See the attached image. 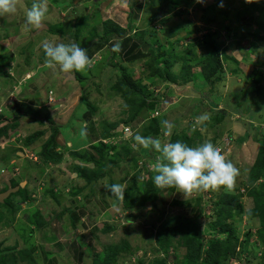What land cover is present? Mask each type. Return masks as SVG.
<instances>
[{"label": "crops", "instance_id": "0c3cea01", "mask_svg": "<svg viewBox=\"0 0 264 264\" xmlns=\"http://www.w3.org/2000/svg\"><path fill=\"white\" fill-rule=\"evenodd\" d=\"M231 7L236 6L234 4ZM237 8L240 9L238 5ZM205 10V8H195L191 2L181 7L176 0H48V16L56 20L55 22L51 19V22L58 27L56 31H53V36L49 34L53 38L56 37L51 40L65 43L74 41L79 44L78 38L84 37L83 40L87 39L88 42L85 44L87 47H84L82 43L79 45L87 49L89 57L93 59V66L89 69H93L98 61L103 63V66L100 79H96L93 74L90 78H86L87 82L84 86L86 88L78 89L79 83L75 81H63L64 85L70 82L77 87L73 91L63 88L62 94L57 98L53 97L51 90H49L50 95L48 91L45 98L37 96L38 85L29 83L36 75L34 71L26 70L25 74L22 73L14 80L11 97L20 106L28 108L24 107L23 112L9 111V120L16 122L18 126L14 132H9L10 139L7 138L4 145L0 146V152L4 151L0 165H7L10 170V174L9 172L0 174V193L8 189V185L14 187L24 184V189L30 191V195L35 197L41 191L39 186H42V189H48L44 190L46 191L44 194L48 193L55 201L41 206L45 199L42 193L38 199L33 198L28 204L21 205L20 209L16 207L14 215H10L12 218L9 221L17 220L12 224L13 229L9 227L11 232L15 231L14 227L17 223L22 222L20 218L24 220L25 226L29 224L32 212L30 216L27 213L31 210L40 211L42 215V220L36 225L37 229L34 228L31 232V238L29 233V237L26 238L27 243L22 242L19 255H14L16 259L14 264H127L125 260L137 251L140 254L143 253L142 247H138L130 238L132 235H138L139 241L142 242L145 238L144 231L141 228L135 229L133 225L137 220L141 221L149 216L150 211L160 208L161 213L165 214L169 208L168 204L173 200L172 192L161 189L162 195L160 201H157L156 209H152L151 203H146L142 207L128 210L124 209L122 200L110 192L112 184H123L125 189L128 188L133 176L129 172L132 162L124 161V155L114 156L113 151L110 150L106 159L99 163L101 156L97 150L101 143L105 146H114L117 150V142L121 139L128 140L132 147L131 142L133 140L135 143L134 136L139 133L138 129L143 122L141 119H135L130 126H126L110 117L104 118L105 122L101 124L102 120H99L98 115L105 117L112 115L114 104H102L95 90L98 89L99 93L101 92L109 99L108 91L111 86L107 88H110L108 91H102V88L109 84L114 70L118 73L119 66L135 72L144 67L148 60H152V54L160 51L164 53L166 49L170 52L177 50L176 53H178V48L181 49L182 45L186 46L185 41L195 35L200 39L202 38L200 35L210 30L216 36L218 28H224L225 25L230 27V31L237 32L242 29L241 25L247 29L254 22L252 17L240 16L237 14L238 10L233 9L218 27H209L201 21ZM224 10H227L226 6ZM229 20L232 22L231 25ZM106 23L111 24L106 26ZM204 25L208 29H202ZM117 28L125 34L118 36ZM49 30H51L50 26L47 31ZM255 34H257L256 31L254 33L241 31L238 43L232 42L226 45L225 49L221 48L226 58L224 60L222 58L223 74L219 84H225L224 87L229 90L228 94L223 96L225 99L223 104L228 111L229 107L237 102V95L242 88L244 91L258 88L259 93L264 96V49L261 58L258 53L260 45L256 44L252 47L254 45L251 37ZM115 44H119V51H113ZM154 61L153 64L163 69L164 65L161 61L160 63L159 60ZM173 64H167V67L170 66L171 70ZM257 69H261L263 74L256 73ZM129 74L132 73L129 72ZM74 76L76 78V75ZM257 78L260 79L258 84L255 82ZM206 85L208 86L207 83ZM248 94L253 93L248 92ZM48 97L51 98V103H48ZM218 98L220 99L221 96ZM92 103L96 108L89 107ZM262 104L264 106V101ZM208 105L214 107L212 101ZM237 110L232 111L237 112ZM42 111L45 112L44 115H40ZM220 112L225 114L227 110L225 108ZM75 114L76 118H74ZM262 119L264 121V116ZM50 121L56 129V134L53 144L48 148L49 155L45 156L43 155L44 143L53 129ZM70 121V126L66 127ZM114 123L118 124L116 131H121L122 127H129L132 134L127 138L122 136L106 138L107 125ZM32 124H35L37 129L30 133L29 128ZM84 129L87 131L86 136L81 135ZM32 134H38L39 137L26 144L25 140ZM4 139L0 142H4ZM236 141V144H240V139ZM257 144L252 141L243 143L246 148L244 156ZM133 150L138 154L137 164L140 158L149 163L158 157L154 150L137 145ZM257 153L258 149L252 153V156L256 157ZM97 175L98 178L94 181L86 180V177ZM18 197L17 194L12 196L11 201L14 202ZM35 202L36 205L39 202L40 207L34 209ZM144 210L145 214H142ZM157 220L158 217L152 226L154 243L159 225ZM14 234L17 236V232ZM121 240L128 243V252H114ZM8 241L9 237L1 236L0 245L4 247ZM16 243L17 241L8 247L13 248ZM131 258L129 264L137 259V254Z\"/></svg>", "mask_w": 264, "mask_h": 264}, {"label": "rangeland", "instance_id": "374dc122", "mask_svg": "<svg viewBox=\"0 0 264 264\" xmlns=\"http://www.w3.org/2000/svg\"><path fill=\"white\" fill-rule=\"evenodd\" d=\"M238 1L239 0H204L203 3H197L196 0H176L178 4H181V7L184 4L191 2L195 6V8H205L207 10H209L210 8L212 9L217 5L220 6L221 4H223V6L227 5L229 7L235 4V6L238 5L241 10L245 6L246 0H240V2ZM31 4L32 0H20L18 11L16 14L0 15V116L4 118L6 117L7 120H9L8 115L10 110L23 112L24 107L28 108L23 105V107L20 106L11 97V91H13L12 87L14 85L13 83L15 82L14 80L17 77L19 78L22 73L25 74L26 70L34 71V74L36 73L35 77L30 80L29 83H36L38 85L37 96L39 95L45 98L47 96V92L51 90L53 93V97L57 98L62 94L63 88L69 91H73L77 87L74 86L73 83H70L71 81L67 85H64L65 83H63V73L58 68L56 70L49 69L45 64V55L42 50L41 43L47 38L49 40L56 39V37L53 38L49 36V34H54L53 31H56L58 28L57 26L55 27L54 24L52 25L51 19L54 18H52L51 16L49 17L47 13L45 22L48 27L50 26L51 30L49 31L43 30L39 33H36V29H32L33 32L25 29V13L28 8L31 7ZM220 8L223 9L222 11H225V6L224 8L220 6ZM54 21L56 22L55 19ZM255 21H257V24L264 28V15L260 16L259 14ZM255 21L252 22L247 29L244 25H241L242 29L245 28L246 30L240 29L239 31L237 30V32L230 31V27L228 25H225L224 28L220 27L218 28L219 31L216 32L217 35L214 38L216 42L222 46L220 48L225 49L224 47L226 45L228 46V44L232 42H239L238 38L240 37L241 31H252L253 33L254 31H256L257 34L260 35V32L255 25ZM231 24L232 22L230 21L229 25ZM204 26L202 29H208V27ZM226 28H228L229 30ZM201 36L203 35H200V37ZM83 38L84 37L78 38V41L80 42L79 44L81 45L82 43L84 44V47H87V45H85L86 43H88L87 39L84 41ZM200 39H198L197 35H195L191 39L185 41L187 42V45H182L183 50H181L182 47L181 49L178 48L180 53L179 51L178 53H176L177 50L170 52L168 51V49H166L167 51H164V53L160 51V55L162 58L157 59V61L159 60V63L161 61L163 65L174 63L172 66L173 69L171 70H174V72L178 73L180 72L179 67L183 66L184 64L193 66V64H195L199 60H202L203 56L206 53L204 50H201L200 48L195 46L196 43H199ZM234 39L235 41H233ZM251 39L253 41L255 40L253 36L251 37ZM259 48L260 50L258 51V53L262 58L264 46L260 45ZM188 50L191 53L186 52ZM253 55L255 57V54ZM194 56L196 58L191 61V63L186 62L188 59ZM220 56H223L222 50H220ZM97 63L98 64H96L93 69H88L84 73L75 72L73 74L76 75V80L74 81L77 82V84L79 83L77 87L78 89L86 85V78H90V75L92 74L96 79L101 78L100 72L103 63L99 61ZM152 68L153 66H151V60H148L147 63L144 64V67L142 66L135 72L132 70L128 71L122 66H119L118 73L115 72V70L112 73L109 84H104L105 86H107L106 89L105 86H102V91H108L110 88H107L111 86V89L108 91V94H110L108 97L109 99H107L106 96L102 95L101 92L99 93L98 89L95 90V93L100 96V99L103 102L102 104H114L112 115H109L108 117H105L104 115H98L99 120H102L101 124H103L104 118L107 119L110 117L114 121L125 123L130 118V115H132L131 110H136V103L143 102L145 105L138 110V116L136 117L137 119H141V121L143 122L141 128L138 129L140 135L143 136V134H145L146 128L150 127L149 120L152 118H155L160 125L162 120L172 121L176 126L173 129L172 134L170 136H165L161 128L160 133L156 137L160 138L162 141L167 142L171 141L173 137L181 138V134H186L191 138V146L199 145L205 140L211 141L213 144L220 147L226 157L240 169L241 174L238 177L236 186L232 191L220 188L217 191L210 190L192 196H184L182 193L178 192V189L173 188L171 190L173 200L171 199L172 203L168 209L170 211L172 209L174 210V212L177 211V214L184 213L187 217L191 216L192 219L196 215V213L193 214L191 212V208H195V211L196 209H198V211H200L199 215H197V217L193 219V223L194 225L196 223L200 226L199 233L197 235L193 226H188L189 229L187 235L177 236L174 239L175 241L173 245L167 251V254L159 252L157 251V245L153 242L152 226L156 222V218L159 216V213H161V210L159 208L153 212L150 211L151 213L149 214V216L144 217L143 219H141V221L137 220L133 225L135 229L141 228L144 231L143 234H145V238L142 242L139 241L138 235H132L130 238V240L134 244H136L138 247H142L141 250L143 253L140 254L138 253L139 251H137L134 254H137L136 264H151L152 262H154V258H163L166 261V264H173L175 259H177V261H182L183 256L187 254V247L185 246V244H187L189 239L193 240L194 238H196V243L199 241L203 244V249H201L202 253L206 251L210 238L225 240L228 233L225 232L224 234V232L218 231V227H213V223L215 221L214 204L219 202V200L225 195H240L239 202L243 206V213L239 217H233L228 220V223H232L233 227L236 229V237H238L240 246H237L234 257L229 256L225 259V261H222L221 264H264V258L261 255L263 247L259 242L260 237L264 239V232L262 231V234L259 232V230L263 226L264 221L260 220L259 218H250L248 215L249 211L253 208L255 203L249 193H253V189H256L255 192H258L262 187L261 185L264 184V155L261 156L262 151H260L259 157L258 153L256 157L252 156V153H255L257 149L259 151L261 142H264V121L262 119V116H264V110H262V107H264L262 104V102L264 101V96L259 93L258 88L249 91H244V89L242 88L239 95H237V102L234 104V106H230L228 111L227 107H224L223 104L225 102L223 96L225 97L229 92V90L224 87L225 84L216 83L212 87L209 84L207 86L206 82L201 78L200 71L197 67L195 68L196 70L192 69L191 75L188 79L189 81H191V83L189 82L188 86H183L181 88L178 87L179 85H174L170 82L163 81L159 76L150 77ZM129 72L133 75L129 74ZM123 73L132 78V80L137 83V87L141 90L140 96L135 95L132 98L131 102L134 105L132 104L129 109L127 108L128 106L125 107V102L121 98V94L115 92L114 90V85L121 78ZM178 84H181V82H179ZM95 85H97V83H95ZM99 86L100 83L97 87L99 88ZM248 92L253 94H248ZM218 96H221V98L219 99ZM210 101L214 103L213 108L208 105ZM89 105L90 108H96L93 103ZM225 108L227 112L224 115L217 114V111L220 112ZM233 109L238 110L237 112H233ZM202 113H209L211 119L205 122L203 125H195L196 117L201 115ZM44 114L45 112L43 111L40 113V115ZM57 118H59V116H57ZM74 118H76V114L74 115ZM38 119L40 118L38 117ZM9 122L13 124L11 120H9ZM251 123L254 125H250ZM70 124L71 121L66 125V127H69ZM194 126L196 127L195 131H193ZM30 127V133L31 131L37 129V126L35 124H32V126ZM11 132H13V130H11ZM3 138L5 137H1L0 140ZM9 139L10 138L8 137V140ZM236 139H240V144H236ZM6 140L7 139H4V142H0V146L4 145L3 143H5ZM249 141L258 144L254 146V149L251 150L252 152L249 150L247 151L248 153L246 152V156H244V149L246 148L244 147L243 143ZM131 143V149H134L136 144L133 142V140ZM122 149L124 150V148ZM3 154L4 151L0 152V162L1 156ZM156 154L158 156L160 155L159 153ZM154 160H157L156 157L154 158ZM139 162L142 164L145 163L146 165L148 164L145 159L140 158L138 159V164L136 163L135 166L131 164L129 166L130 173L134 174L135 170L139 166H141ZM8 168L9 167L7 165L1 164L0 174L3 175L2 169L8 170ZM252 177L255 178L254 182H251ZM39 188L41 189V191H39L34 197V195H30V191L22 187L18 190L17 193L11 195V198L16 194L17 196H19L18 199H15L14 202H12L11 198H9L6 203H0V208H2L0 210V238L1 236L9 237V241L5 243L6 246L3 247L2 245H0L1 254H5L4 251L9 249L8 246H12L14 242L17 241V243L15 244V251L13 253L18 256L22 246V242L27 243L26 238L29 237V233L31 238L32 230L34 228L37 229V223L42 220L40 211L31 210L29 213H27V215L30 216L29 214H31L32 212V219L28 221L29 224L27 226L24 225L25 223L23 224L24 220L20 218L22 222H19L17 223V225H15L14 232H11L9 227L13 229L12 224H14L17 220L9 221L12 217L10 219L8 218L10 217V215H14L13 212L16 207L19 208L21 205L28 204L29 202H31L29 201L31 198L38 199V196H41L42 193L44 194L48 190L46 188L42 189V186H39ZM262 192H264V190H262ZM26 197H28L29 199H27ZM198 197H200L201 199L200 205L196 203ZM43 198H45L42 201L43 204L39 201L40 204H42L41 206H44L45 203H51V201H54L48 193L44 194ZM173 201H184L187 202V204L183 206L177 205L174 204ZM39 202L37 205L35 202L34 206L36 207H34V209L40 207ZM142 214H145V210L142 212ZM16 232L17 236L16 234H14ZM186 238H188L187 241L185 240ZM132 242L131 244H133ZM177 242H179L178 244L181 245H178ZM168 255L169 257L167 258L166 256ZM130 258H127L125 260L127 264L130 263Z\"/></svg>", "mask_w": 264, "mask_h": 264}, {"label": "trees", "instance_id": "16d2710c", "mask_svg": "<svg viewBox=\"0 0 264 264\" xmlns=\"http://www.w3.org/2000/svg\"><path fill=\"white\" fill-rule=\"evenodd\" d=\"M240 2V0L238 1ZM227 6V5H225ZM233 9H237V6L232 8L227 6V10L222 11L223 9L220 8V6H214V8H210L209 10H205L201 16V21L205 23L207 26H213L218 27V25L229 15V13L232 12ZM236 10V12H237ZM240 16H250L255 21L258 17V15H264V0H252L251 3L245 2V6L237 12ZM257 16V17H255ZM111 23H106V26H109ZM255 25L257 26V29L260 32V35L255 34L253 37L255 40L253 41V45H261L264 46V28L257 24V21H255ZM114 27V26H113ZM117 30L118 36H123L125 34L124 31ZM109 35V34H106ZM214 34L210 31H208L205 35L202 36L201 41L199 43H196L195 46L198 48L204 50L206 53L203 56L202 60H199L195 64L187 65L184 64L183 66H180V72L179 73H173L169 68L167 67V64H164L163 69L156 66L154 60L162 58L161 55L158 52L157 54H152V60H151V66L153 68L151 69L152 72L150 73V77L159 76L162 78L163 81L170 82L174 85L179 86H185L188 85L189 77L191 75V70L194 67H197L200 71L201 78L209 85L214 86L216 83H219L221 81V77L223 74V60L226 58L225 56H220V50H222L215 38ZM194 47V46H193ZM191 53L189 50L186 51ZM196 57H192L188 59L186 62L191 63ZM223 58V60H222ZM153 64V65H152ZM259 75L263 74V71L261 69H257L255 71ZM255 81L257 84L259 83L260 79H256ZM181 82V84H178ZM114 90L117 93L121 94V98L125 102V107L129 109L130 106H132V98L135 95L140 96L141 90L137 87V83L132 80L128 75L122 74L121 78L117 81V83L114 85ZM141 100V99H140ZM134 105V104H133ZM145 104L143 102L136 103V110H131L130 118L125 123H122L123 125H131V123L137 119L138 116V110L141 109ZM217 114L224 115V112H218ZM50 120V119H47ZM150 127L146 128L145 134L143 136H152L156 137L160 133L161 125L157 122L155 118H152L149 120ZM11 124L9 120L6 119V117L0 116V138L5 137L7 139L9 137V131L13 130V132L17 129L18 124L16 122H12ZM51 126L53 127L50 136L48 137V140L45 141V145L43 147V155L48 156V148L51 144H53V140L56 134V129L53 126V123L49 122ZM118 127V124H109L107 125V128L105 129L106 132V138H116L118 136H122V131H116ZM12 133V132H11ZM39 137L38 134H32L29 137H27L26 144L31 142V140L36 139ZM123 138V137H122ZM181 141L189 146H191V138L186 134H181V138L173 137L171 139V142ZM118 148L113 146H105L104 144H100V148L97 150L98 154H100L101 159L99 163H101L103 160L106 159V155H109V151H113L114 156H122L124 155V161L132 162V164L135 166L137 163L136 157L138 156L137 151L132 150L130 143L128 140L121 139L119 142H117ZM124 148V150L122 149ZM262 151L261 156L264 155V142H261L260 149L258 151V157L259 153ZM14 155V151L12 152ZM16 157V156H15ZM257 157V158H258ZM156 160L150 161L147 165L145 163H141L131 177V180L129 182V186L127 189H125V198L122 200V204L124 209H131L135 207H142L146 203H151L152 209H156L158 204L157 201H160L161 192L162 190L160 188H157L151 179L156 173H154L149 165L150 163H154ZM97 162V164L99 165ZM85 171V170H84ZM93 176V175H92ZM86 177V180L88 182L94 181L98 178V175L95 177ZM141 181V182H140ZM255 178L252 177L251 182H254ZM261 189L258 192H255L256 189H253V193H249L253 200H254V206L249 211L248 215L250 218H259L260 220L264 221V184L261 185ZM167 190L171 191L173 188H166ZM172 192V191H171ZM29 199L28 197H26ZM240 195L237 196H231V195H225L223 198L219 200V202L214 204V217L215 221L213 223V227L217 228L219 232H227V237L225 240L221 239H213L210 238L208 241V247L204 253H202L201 249H203V244L199 241L196 243L194 238L189 239L187 244L185 246L187 247V254L183 256V262L177 261V259L174 260L173 264H221L222 261H225L226 258L229 256L234 257L236 253L237 246H240V243L238 242V237H236V229L233 227L232 223H228V220H230L233 217H239L243 213V206L239 202ZM9 199H6L4 203H6ZM201 199L198 197L196 203L200 205ZM172 201L168 206H171ZM174 204L177 205H185L187 202H174ZM167 207V206H166ZM2 208H0L1 210ZM172 211V209H171ZM169 209L165 212V214L161 213L158 216L157 220V232L155 234V244L157 245V251L168 253L167 251L171 248V246L174 243V239L179 235H187L188 233V226H193L196 234L199 233V225L193 223V219L199 215L198 209L191 208V212L196 215L191 218V216H186L184 213L180 214H172ZM170 212V213H168ZM10 219V217L8 218ZM264 232V223L259 232L262 234ZM262 236V235H261ZM201 237V236H200ZM188 238L185 240L187 241ZM199 239V237H198ZM179 240V239H178ZM180 241V240H179ZM262 248L261 255L264 258V239L260 237L259 240ZM179 242H177L178 244ZM186 243V242H185ZM181 245V244H178ZM186 249V248H185ZM129 245L125 240H121L118 243L117 249H115L114 252L120 251V253L128 252ZM15 251V247L9 248L5 250V254L0 255V262L1 264H14L15 262V254L13 253ZM205 255V256H203ZM167 258L169 257L166 256ZM154 262L151 264H166V261L163 258H154Z\"/></svg>", "mask_w": 264, "mask_h": 264}, {"label": "clouds", "instance_id": "9594fccd", "mask_svg": "<svg viewBox=\"0 0 264 264\" xmlns=\"http://www.w3.org/2000/svg\"><path fill=\"white\" fill-rule=\"evenodd\" d=\"M196 2L203 3L204 0H196ZM246 2L251 3L252 0H246ZM19 3L20 0H0V15L16 14ZM220 6L222 7L223 4ZM47 13L48 0H32L31 7L25 13V29L29 31L46 29ZM41 47L45 55L46 66L52 70L58 68L67 79L72 78L75 72L84 73L93 66V59L89 57L87 49L74 41L65 43L46 39L42 41ZM119 50V44H115L113 51ZM50 93L49 91V95ZM48 103H51L50 97H48ZM210 119L209 113H202L196 117L195 125H203ZM175 127L172 121H161V128L165 136H170ZM124 128L126 127L121 129L122 137ZM195 130L194 126L193 131ZM81 135H87L86 129L81 131ZM134 140L137 146L154 150L160 154L156 162L149 165L150 169L156 173L151 179L160 189L176 188L184 196H192L210 190L217 191L220 188L232 191L241 174L240 169L226 157L220 147L208 140L196 146H189L179 140L165 142L158 137L142 136L139 133L134 136ZM7 172L10 174V170L2 169V174ZM17 186L10 187L8 185V189L3 192ZM110 192L118 199L123 200L125 185L112 184ZM15 193H11L6 199L11 198V195ZM177 213L176 211L173 214ZM132 261L136 263V259Z\"/></svg>", "mask_w": 264, "mask_h": 264}, {"label": "water", "instance_id": "95a60500", "mask_svg": "<svg viewBox=\"0 0 264 264\" xmlns=\"http://www.w3.org/2000/svg\"><path fill=\"white\" fill-rule=\"evenodd\" d=\"M44 30H48V26H46V29H44ZM41 31H43V30H36V33H39ZM63 78H64V82L74 81L76 79L74 75L72 76V78L67 79L64 74H63ZM22 187H24V184H20L19 186L15 187V188H13L11 190H7V191L1 193L0 194V203H2L3 200L6 199L11 193L17 192L18 189L22 188Z\"/></svg>", "mask_w": 264, "mask_h": 264}, {"label": "built area", "instance_id": "2783aa9c", "mask_svg": "<svg viewBox=\"0 0 264 264\" xmlns=\"http://www.w3.org/2000/svg\"><path fill=\"white\" fill-rule=\"evenodd\" d=\"M50 100H51V98H50ZM131 134H132V130L129 127H126L123 129V137L124 138L129 137ZM139 164H141V163L139 162ZM171 213L172 214L176 213V211L174 212V210H172Z\"/></svg>", "mask_w": 264, "mask_h": 264}]
</instances>
